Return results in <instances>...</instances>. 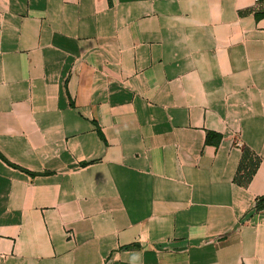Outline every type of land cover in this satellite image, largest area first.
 <instances>
[{
	"label": "crops",
	"instance_id": "0c3cea01",
	"mask_svg": "<svg viewBox=\"0 0 264 264\" xmlns=\"http://www.w3.org/2000/svg\"><path fill=\"white\" fill-rule=\"evenodd\" d=\"M261 196L264 0H0V264H264Z\"/></svg>",
	"mask_w": 264,
	"mask_h": 264
},
{
	"label": "trees",
	"instance_id": "16d2710c",
	"mask_svg": "<svg viewBox=\"0 0 264 264\" xmlns=\"http://www.w3.org/2000/svg\"><path fill=\"white\" fill-rule=\"evenodd\" d=\"M210 135H211V133L208 134L207 142H209ZM246 161L251 164V174H253L256 171L257 167H258L259 160L248 148H244V156H243V159H242V165L241 166H243V164ZM239 174H241V167H240V170H239ZM263 208H264V196H261L260 198H258L255 201L253 209L254 210H261ZM122 249L126 250V249H130V247H124Z\"/></svg>",
	"mask_w": 264,
	"mask_h": 264
}]
</instances>
